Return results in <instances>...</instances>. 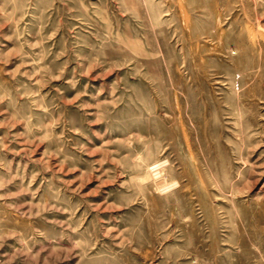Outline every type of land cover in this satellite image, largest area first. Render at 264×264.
Returning a JSON list of instances; mask_svg holds the SVG:
<instances>
[{"label": "rangeland", "instance_id": "374dc122", "mask_svg": "<svg viewBox=\"0 0 264 264\" xmlns=\"http://www.w3.org/2000/svg\"><path fill=\"white\" fill-rule=\"evenodd\" d=\"M0 264H264V0H0Z\"/></svg>", "mask_w": 264, "mask_h": 264}, {"label": "bare ground", "instance_id": "6f19581e", "mask_svg": "<svg viewBox=\"0 0 264 264\" xmlns=\"http://www.w3.org/2000/svg\"><path fill=\"white\" fill-rule=\"evenodd\" d=\"M151 171H152V173H153L154 176L157 175V172H156L157 170L155 168L151 169ZM158 174H159V172H158Z\"/></svg>", "mask_w": 264, "mask_h": 264}]
</instances>
